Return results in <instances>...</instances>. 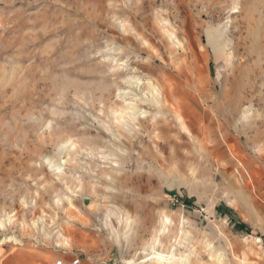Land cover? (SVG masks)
Wrapping results in <instances>:
<instances>
[{"label":"rangeland","instance_id":"rangeland-1","mask_svg":"<svg viewBox=\"0 0 264 264\" xmlns=\"http://www.w3.org/2000/svg\"><path fill=\"white\" fill-rule=\"evenodd\" d=\"M0 223V264H264V0H0Z\"/></svg>","mask_w":264,"mask_h":264},{"label":"bare ground","instance_id":"bare-ground-1","mask_svg":"<svg viewBox=\"0 0 264 264\" xmlns=\"http://www.w3.org/2000/svg\"><path fill=\"white\" fill-rule=\"evenodd\" d=\"M0 226L3 227V225L0 223ZM6 241H12V239H7ZM168 258V257H166ZM156 262H163V260H165V256L164 255H160V254H156Z\"/></svg>","mask_w":264,"mask_h":264},{"label":"built area","instance_id":"built-area-1","mask_svg":"<svg viewBox=\"0 0 264 264\" xmlns=\"http://www.w3.org/2000/svg\"><path fill=\"white\" fill-rule=\"evenodd\" d=\"M71 264H79V262L78 261H75V262H72Z\"/></svg>","mask_w":264,"mask_h":264},{"label":"trees","instance_id":"trees-1","mask_svg":"<svg viewBox=\"0 0 264 264\" xmlns=\"http://www.w3.org/2000/svg\"><path fill=\"white\" fill-rule=\"evenodd\" d=\"M244 227H246V226H244L243 224H242V226H240L241 229L244 228Z\"/></svg>","mask_w":264,"mask_h":264}]
</instances>
